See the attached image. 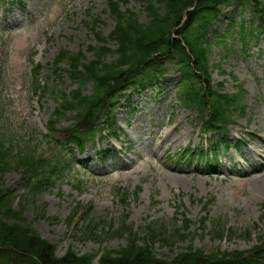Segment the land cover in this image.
I'll return each mask as SVG.
<instances>
[{
  "label": "rangeland",
  "instance_id": "374dc122",
  "mask_svg": "<svg viewBox=\"0 0 264 264\" xmlns=\"http://www.w3.org/2000/svg\"><path fill=\"white\" fill-rule=\"evenodd\" d=\"M122 9H130L141 21H147L139 0H127ZM95 17L101 20L98 30L107 36L115 25L108 0L0 1V134L22 147L37 148L45 156L52 154L50 144L39 135L47 132L52 113L58 107L60 90H70L71 85L69 80L54 75L49 64L62 49L83 50L90 56L89 46L98 41L85 21ZM244 17L251 20V12L243 15L232 7L215 27L221 34L230 30L227 48L236 51L227 56L220 46L213 47L212 63H221L226 72L221 75L217 70L214 80L226 78L228 92H234L240 82L248 90L246 114L229 128L234 144L238 139L245 142L239 149L233 144L223 148V144L218 150V172L202 171L168 157L188 147L201 149L213 143L202 138L197 111L177 102L179 78L174 74L167 82L134 95L131 104L126 106L125 100L119 103L113 129L117 138L105 133L97 141L98 146L116 150L107 160L100 163L95 158L91 167L86 162L73 164L75 171L67 170V175L51 190L37 194L30 193L20 168L4 174V187L19 195L14 208L21 209L23 202L28 222L57 246L58 256H63L70 246L80 253L125 246L127 238L104 233L109 225L114 230L125 218L140 235L152 222H167L171 230L182 227L181 212H186L193 223L189 237L177 243L176 251L190 243L208 252L248 250L259 243L264 233V169L259 171L248 159L251 150L255 153L252 159L264 160V36L250 53L235 49L238 45L231 32L237 36L238 21ZM211 38L218 40L213 33ZM36 63L45 66L41 78L59 90L58 95L48 92L41 97L35 93L32 68ZM231 74L238 78L237 83ZM71 123L68 115L60 120L59 127ZM89 152L93 155L94 149ZM247 164L249 167L241 172ZM246 170L256 173L244 174L248 173ZM80 181L84 190L73 189L72 182L78 185ZM115 186L130 189L132 195L126 204L113 195ZM139 188L136 197L133 192ZM212 199L205 210L203 203ZM78 202L82 208L91 206L88 213L79 208L74 214ZM204 216L208 219L201 227ZM88 218L102 236L99 240L84 237L80 230L89 222ZM215 225L227 232L217 235L213 231ZM156 252L160 257H170L173 251L157 244Z\"/></svg>",
  "mask_w": 264,
  "mask_h": 264
},
{
  "label": "trees",
  "instance_id": "16d2710c",
  "mask_svg": "<svg viewBox=\"0 0 264 264\" xmlns=\"http://www.w3.org/2000/svg\"><path fill=\"white\" fill-rule=\"evenodd\" d=\"M141 3L147 14L145 22L140 21L136 13L122 12L119 3L110 2L117 23L110 39L116 44V49L105 44L91 46L92 59L81 51L72 53L63 50L55 59V70L61 68L62 63H67L69 67L62 69L77 86L61 95L54 118L50 121L51 133L59 136L39 135L49 141L51 155L45 156L44 152L34 147L17 145V142L0 134V264H94L98 252L78 254L69 249L64 257L58 258L55 245L41 237L27 222L23 202L20 211L14 208L13 203L19 195L3 187V176L12 168H20L28 180L30 193L50 190L65 168V160L60 159L65 144L81 143L87 136L102 131L104 126L101 124H111L113 109L122 91L151 84L154 77L166 72L164 66L167 62L173 63V67L182 74V100L188 107L200 110L208 127H222L236 110H244L239 94H223L213 88L210 66L212 44L207 36L224 9L233 3L253 8L262 20L264 0H141ZM248 34L253 35V30ZM98 37L106 41L100 34ZM108 56L112 59L109 60ZM39 69L35 70L36 81ZM89 83L93 84L91 92L87 91ZM35 89L46 91L39 81ZM69 113L72 114L73 124L60 129L58 121ZM119 195L126 203L128 191ZM86 209H90L89 206ZM87 220L89 222L80 229L84 237L99 240L102 236L97 234V227L89 218ZM189 225V220H185L182 230H169L166 222L161 225L150 223L141 236L133 234L132 228L123 223L112 233L127 235V245L104 251L98 264H264V234L260 244L250 251L217 250L207 253L189 245L170 258L158 257L154 251L155 244L160 242L174 247L178 241L187 238ZM109 229H105L104 233H110ZM216 232L222 236L226 230L219 228Z\"/></svg>",
  "mask_w": 264,
  "mask_h": 264
}]
</instances>
